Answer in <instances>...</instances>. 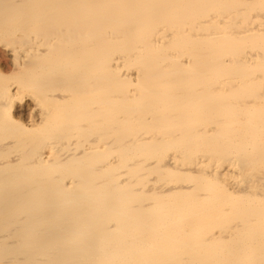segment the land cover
Segmentation results:
<instances>
[{"label": "bare ground", "instance_id": "obj_1", "mask_svg": "<svg viewBox=\"0 0 264 264\" xmlns=\"http://www.w3.org/2000/svg\"><path fill=\"white\" fill-rule=\"evenodd\" d=\"M6 37L0 264H264V0H0Z\"/></svg>", "mask_w": 264, "mask_h": 264}, {"label": "rangeland", "instance_id": "obj_2", "mask_svg": "<svg viewBox=\"0 0 264 264\" xmlns=\"http://www.w3.org/2000/svg\"><path fill=\"white\" fill-rule=\"evenodd\" d=\"M5 40V41H4ZM12 42V43H11ZM14 39H13V37H6V38H2V39H0V54H1V56H2V58L3 59H1L0 60V65H1V67H2V69H4L5 71V73H8L9 71H12V68L14 69V67H13V64H14V58L12 57V56H10V52H11V50L13 49V47L14 46H17L18 44H14ZM19 48V47H18ZM20 49V48H19ZM1 52H3V53H1ZM5 54V55H4ZM6 57V58H5ZM10 58V59H9ZM10 60V61H9ZM133 70H134V68H132ZM135 71V70H134ZM23 98H26V100H24L25 102H27V104L28 103H30L31 102V104H33L34 105V101H33V99H31V95H33L34 94V92H33V90L32 89H24L23 90ZM29 100H31V101H29ZM19 101V100H18ZM25 102H23V103H25ZM19 104H20V102H19ZM26 104V105H27ZM25 105V106H26ZM29 107V106H28ZM27 109V108H26ZM29 109V108H28ZM25 108L24 107H21L20 108V111H18V113L19 112H22L21 114H19L20 116H22V114H25ZM28 111V110H27ZM172 153H174L173 151H170L169 153H168V155H172ZM198 158H200V156H197V158L196 157H194V159H198ZM109 159H112V158H109ZM167 158H165L164 160H166ZM193 159V160H194ZM163 160V161H164ZM187 165H190L191 163H192V160H191V162L190 161H186L185 162ZM212 166H214V167H216V166H218V165H215V164H212ZM210 169H212V167L210 168ZM165 174H167V175H170V174H168V172H165ZM165 174H163V175H165ZM161 174H155V173H152V174H150V178L151 179H153L154 178V180L157 182V183H160V184H168V185H172V183H174V181L175 180H178V178H179V176H175V177H171V178H169V180H167V181H158V180H160L161 179V176H160ZM231 180L233 181V183H240V184H243V178H241V177H239V178H231ZM147 182V181H146ZM145 182V183H146ZM189 184H197V182H192V183H190V182H188ZM187 184V183H186Z\"/></svg>", "mask_w": 264, "mask_h": 264}]
</instances>
